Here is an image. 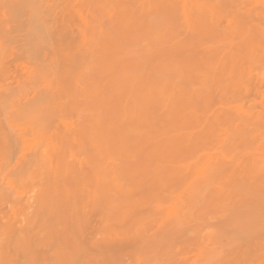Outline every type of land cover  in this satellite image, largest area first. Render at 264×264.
I'll use <instances>...</instances> for the list:
<instances>
[{
	"label": "rangeland",
	"instance_id": "rangeland-1",
	"mask_svg": "<svg viewBox=\"0 0 264 264\" xmlns=\"http://www.w3.org/2000/svg\"><path fill=\"white\" fill-rule=\"evenodd\" d=\"M263 113L264 0H0V264H264Z\"/></svg>",
	"mask_w": 264,
	"mask_h": 264
},
{
	"label": "bare ground",
	"instance_id": "bare-ground-1",
	"mask_svg": "<svg viewBox=\"0 0 264 264\" xmlns=\"http://www.w3.org/2000/svg\"><path fill=\"white\" fill-rule=\"evenodd\" d=\"M35 3H37V2L35 1ZM35 3H34V4H35ZM36 5H37V4H36ZM90 5H91V4H90ZM153 14H154V13H153ZM86 16H87V14H86ZM186 17H187V16H186ZM82 21H83V20H82ZM83 22H84V24H87V23H86L87 21L84 20ZM84 30H86V29H84ZM160 40H161V39H160ZM86 47H88V46L86 45ZM156 47H157V45H156ZM78 61H79V60H78ZM41 64H42V63H41ZM42 65H43V64H42ZM77 65H79V64H77ZM37 66H38V65H37ZM70 66H71V65H70ZM38 67H39V66H38ZM73 67H74V66H73ZM35 76H36V74H35ZM37 79H38V78H37ZM38 83H39V82H38ZM32 85H33V84H32ZM28 86H29V85H28ZM30 86H31V84H30ZM30 86H29V87H30ZM33 87H34V86H33ZM33 87H32V88H33ZM27 88H28V87H27ZM37 88H38V87H37ZM37 88H36V89H37ZM32 90H33V89H32ZM30 91H31V90H30ZM22 93H23V92H22ZM43 93H44V92H43ZM43 93H41V94H39V95H42ZM162 93H163V92H162ZM36 94H37V93H36ZM44 94H45V93H44ZM35 96H36V95H35ZM43 96H44V95H42V97H43ZM39 97H41V96H39ZM252 100H253V99H252ZM32 105H33V104H32ZM33 106H34V105H33ZM28 107H29V106H28ZM261 113H262V112H261ZM245 114H246V113H245ZM263 114H264V113H263ZM246 115H247V114H246ZM263 117H264V116H263ZM45 118H46V116H45ZM46 121H47V120H46ZM256 125H257V124H256ZM17 126H18V125H17ZM254 127H255V129H256V126H254ZM19 128H20V127H19ZM22 128H23V127H22ZM23 129H24V128H23ZM23 129H19V130L22 132V134H23V132L25 131V130H23ZM22 130H23V131H22ZM250 130H251V129H250ZM21 132H20V133H21ZM25 133H26V132H25ZM27 133H28V132H27ZM27 133H26V134H27ZM245 133H246V132H245ZM245 133H244V134H245ZM26 134H25V135H26ZM238 134H239V133H238ZM25 135H24V136H25ZM28 136H30V135H28ZM238 136H239V135H238ZM20 137H21V136H20ZM21 138H22L23 140H26V139L23 138V136H22ZM26 138H27V137H26ZM27 139H28V138H27ZM87 139H88V138H87ZM88 140H89V139H88ZM33 142H34V141H33ZM20 145H21V144H20ZM21 146H22V145H21ZM23 146H26L27 150H28V148L30 147V146H28V145H23ZM21 148H24V147H21ZM26 148H24V149L26 150ZM24 149H23V150H24ZM86 149H87V148H86ZM21 150H22V149H21ZM25 150H24V151H25ZM19 151H20V150H19ZM24 151H22V152H24ZM37 151H38V150H37ZM21 155H22V154H21ZM30 159H31V158H30ZM204 163H205V162H204ZM227 184H228V182H227ZM263 185H264V184H263ZM230 187H231V186H230ZM239 187H241V186L239 185ZM225 188H226V187H225ZM225 190H226V189H225ZM259 192L261 193V191H259ZM255 193H256V192H255ZM262 193H263V191H262ZM246 195H247V194H246ZM133 196H134V195H133ZM256 200H257V198H256ZM259 200H261V199H259ZM235 202H236V201H235ZM236 203H237V202H236ZM252 208H255V207H252ZM191 209H192V208H191ZM193 209H194V208H193ZM171 212H173V209H172ZM188 213H189V212H188ZM187 215H188V214H185V216H187ZM193 215H194V214H193ZM193 215H192V216H193ZM188 216H189V215H188ZM190 216H191V215H190ZM175 217H176V214H175ZM196 217H197V216H196ZM247 217H248V216H247ZM173 219H174V218H173ZM175 219H176V218H175ZM175 219H174V220H175ZM245 219H246V216H245ZM202 220H203V219H202ZM204 220H205V219H204ZM172 221H173V220H172ZM177 222H178V221H177ZM205 222H206V221H205ZM219 222H220V221H219ZM207 223H208V221H207ZM219 225H220V224H219ZM219 227H222V226H219ZM212 228H213V227H212ZM222 228H223L224 230H226V227H222ZM216 229H217V228H216ZM219 230H220V229H219ZM220 232H221V231H220ZM260 233H261V232H260ZM216 234H217V236H218V233H216ZM224 234H225V233H224ZM233 234H234V233H233ZM235 235H236V233H235ZM240 235H241V234H240ZM221 238H222V237H221ZM232 239H233V238H232ZM238 239H239V237H238ZM243 239H244V238H243ZM235 240H236V239H235Z\"/></svg>",
	"mask_w": 264,
	"mask_h": 264
}]
</instances>
